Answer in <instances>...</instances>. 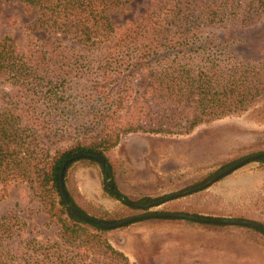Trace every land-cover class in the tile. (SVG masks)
<instances>
[{
    "label": "trees",
    "instance_id": "obj_1",
    "mask_svg": "<svg viewBox=\"0 0 264 264\" xmlns=\"http://www.w3.org/2000/svg\"><path fill=\"white\" fill-rule=\"evenodd\" d=\"M18 1L35 12L29 29L43 33L21 46L0 37V200L11 185L22 182L39 207L27 206L23 216L0 217V264H95L85 261L83 247H102L108 254L105 264H132L109 241L113 228L101 224L151 212L148 204L165 194L149 186L130 198L117 187L122 160L112 152L110 137L117 129L186 134L264 100V0H150L143 14L119 27L109 14L122 7L121 0ZM139 77L148 85L143 99L135 100ZM131 108L133 122L122 115ZM76 153L101 155L105 166L91 158L68 162L66 202L59 168ZM246 155L224 160L178 191L205 182ZM251 161L264 167V156ZM74 163L97 167L112 185L104 191L119 200V207L107 210L81 198L73 188ZM70 202L94 221L81 218ZM167 205L161 211L264 226V194L230 209L172 200ZM37 212L55 224L56 237L43 234ZM157 218L207 229L230 226ZM245 228V237L264 243L263 232Z\"/></svg>",
    "mask_w": 264,
    "mask_h": 264
},
{
    "label": "rangeland",
    "instance_id": "obj_2",
    "mask_svg": "<svg viewBox=\"0 0 264 264\" xmlns=\"http://www.w3.org/2000/svg\"><path fill=\"white\" fill-rule=\"evenodd\" d=\"M121 1L124 2L122 7L110 10L109 14L117 27L136 20L150 3V0ZM34 18L35 12L26 10L18 0H0V37H11L21 46L29 38L42 36L40 30L29 29ZM147 85L145 78H138L135 100L143 99ZM132 104L135 106V102ZM132 112L134 108L125 109L122 115L133 122ZM110 140L112 152L122 160L117 179V187L122 192L135 198L136 191L156 186L160 194H168L189 182L204 179L228 158L264 151V100L239 114L205 122L190 133L155 134L117 129ZM70 172L73 188L81 198L103 208L119 207V200L104 191L103 187L110 180H103L97 167L74 163ZM95 177L97 181L92 188L84 186L87 178ZM167 181L175 182L165 184ZM261 194H264V167L249 161L206 189L172 201L230 209L238 204L244 206ZM167 203L151 210L161 211L169 206ZM27 206L35 210L39 207L27 186L22 182L11 185L0 200V217L11 212L23 216ZM35 216L43 234L56 237L55 224L41 212ZM135 222L113 228L108 234L113 247L124 252L132 264H201L206 261L205 264H264V243L254 241L248 246L241 245L239 240L245 238V226L207 229L194 223L157 217ZM81 251L87 255L86 262L94 260L95 264H105L108 261V254L102 247H83Z\"/></svg>",
    "mask_w": 264,
    "mask_h": 264
},
{
    "label": "water",
    "instance_id": "obj_3",
    "mask_svg": "<svg viewBox=\"0 0 264 264\" xmlns=\"http://www.w3.org/2000/svg\"><path fill=\"white\" fill-rule=\"evenodd\" d=\"M264 156V151H258L255 153L248 154L236 161H234L232 164L228 165L224 169L218 171L215 173L212 177H210L208 180L205 182L198 184L196 186L190 187L186 189L185 191H174L168 194H165L161 198L152 201L150 204H148V208L152 209L154 207H158L166 202H169L173 199H177L183 195L186 194H192L199 192L201 190L206 189L208 186L213 184L214 182L218 181L220 178L223 176L233 172L237 168L243 166L247 162L254 160L258 157ZM80 158H91L97 161L102 168L105 166V160L101 155H94V154H87V153H76L68 158H66L60 168H59V186H60V191L62 194L63 199L68 202V196L64 188V182H63V173L65 166L67 165L68 162L77 160ZM112 185L111 183H106V187L110 188ZM124 202L128 205H133L130 201L124 200ZM69 206L71 209L76 212L81 218L88 222L94 221L93 218L88 215L83 213L75 204L69 203ZM148 217H177V218H182V219H190L194 221H203V222H212V223H221V224H229V225H238V226H252L256 228L257 230L261 231L264 233V226L256 221L253 220H248V219H239V218H231V217H219V216H213V217H208V216H196V215H191V214H186L182 212H166V211H151L146 214H140V215H133L127 218H124L120 221L114 222V223H105L101 224L104 227L107 228H116L119 226H123L125 224H129L132 222H135L137 220L143 219V218H148Z\"/></svg>",
    "mask_w": 264,
    "mask_h": 264
},
{
    "label": "crops",
    "instance_id": "obj_4",
    "mask_svg": "<svg viewBox=\"0 0 264 264\" xmlns=\"http://www.w3.org/2000/svg\"><path fill=\"white\" fill-rule=\"evenodd\" d=\"M90 177V176H89ZM97 181V178L95 177V178H87V180H85V183H84V186H86L87 188L88 187H91L92 188V186L94 185V183ZM86 184V185H85ZM105 209H107V210H112V209H108L107 207H105ZM116 209V208H115ZM136 222H133V224H135ZM246 231V230H245ZM245 231H244V233H245ZM244 235V234H243ZM244 237H245V235H244ZM235 241H237L238 242V240H235ZM240 241V243H241V245L242 246H248L249 244H252V243H254V240H251V239H249V238H247V237H245L244 239H242V240H239ZM207 262V261H206ZM206 262H201V264H205Z\"/></svg>",
    "mask_w": 264,
    "mask_h": 264
}]
</instances>
